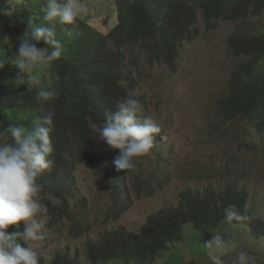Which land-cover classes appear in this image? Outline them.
Instances as JSON below:
<instances>
[{
  "label": "trees",
  "instance_id": "trees-1",
  "mask_svg": "<svg viewBox=\"0 0 264 264\" xmlns=\"http://www.w3.org/2000/svg\"><path fill=\"white\" fill-rule=\"evenodd\" d=\"M109 3L114 6L111 9L114 19L106 25L100 20L96 26L84 14L71 25L45 21L41 9L46 0H0V8L11 9L8 15H0V64L4 65L0 67V138L12 143L6 133L8 128L19 125L31 128L45 113L53 114L50 138L55 165L39 178L44 188L41 198L51 217L71 218L68 202L71 197L77 198L73 176L76 162L94 169L100 162L93 125L106 122L107 114L116 110V104L136 90V80L127 69L126 50L139 45L150 64L176 70L179 46L197 30L199 12L209 28L221 21H243L228 43L234 55H244L247 60L238 64L231 74L228 92L216 101L219 118L223 120L218 122L217 131L226 132L227 125L238 116L256 123L258 130L264 127V27L249 23L263 16L264 0H109ZM30 22L33 26L53 28L63 52L49 66L25 69L21 73L25 79H20L16 54ZM37 47L44 45L40 42ZM27 76L39 79V88L27 89ZM40 88L53 89L58 94L44 102L37 95ZM111 173L112 203L117 208L121 203L118 191L125 184L121 171L113 167ZM202 175L206 172L202 171ZM248 198L247 187L238 183L221 191L213 185L205 190H191L181 195L177 205L151 214L140 233L120 227L106 232L100 241L88 243V259L90 264H155L171 243L185 240L186 224L206 232L220 231L226 223H233L247 228L255 238H264V220L249 210ZM230 205L248 219L226 221L223 209ZM113 206L110 212H114ZM23 227L21 222L19 230L23 231ZM72 228L81 229L77 224ZM15 230V226L7 229L9 233ZM193 251L196 255H207L204 242ZM40 264L47 263L41 258ZM52 264L80 262L78 258L57 253Z\"/></svg>",
  "mask_w": 264,
  "mask_h": 264
},
{
  "label": "rangeland",
  "instance_id": "rangeland-1",
  "mask_svg": "<svg viewBox=\"0 0 264 264\" xmlns=\"http://www.w3.org/2000/svg\"><path fill=\"white\" fill-rule=\"evenodd\" d=\"M83 1L87 7L84 16L91 18L96 26L100 20L106 25L114 19L111 10L114 6L109 0ZM249 23L264 27V14ZM241 24L243 21H221L209 28L199 12L197 30L179 46L176 70L163 64H150L139 45L126 50L127 69L136 80L133 93L140 97L144 108L138 118L151 119L160 127L159 152L165 158L170 180L165 184L161 180L158 185L140 184L157 166L159 154L152 148L138 157L139 164L133 173L138 178L131 181V191L121 199L123 204L110 212L109 207L113 206L110 164L116 149H109L94 133L99 166L94 169L76 162L73 176L77 198L68 202L71 218L51 217L48 211L50 219L43 230L44 239L28 242L34 243L38 255L47 264H52L57 253L78 258L80 264H90L88 243L98 242L106 232L120 227L140 233L151 214L179 202L183 186L213 185L220 191L233 183L246 186L247 207L264 220V133L240 116L227 125L226 132L217 131L218 122L223 120L219 118L216 101L229 90L231 74L238 64L247 60L244 55H234L228 43L232 32ZM202 168L212 177L201 175L199 182L191 180ZM74 224L81 229L74 231ZM214 233H219L230 249L223 257L224 264H232L240 251L248 253L254 264H264V238H255L247 228L233 223H226L220 231L206 232L186 224L185 240L171 245L155 264H212L207 255H196L193 249L213 239Z\"/></svg>",
  "mask_w": 264,
  "mask_h": 264
},
{
  "label": "clouds",
  "instance_id": "clouds-1",
  "mask_svg": "<svg viewBox=\"0 0 264 264\" xmlns=\"http://www.w3.org/2000/svg\"><path fill=\"white\" fill-rule=\"evenodd\" d=\"M41 11L45 21L71 25L87 12V7L83 0H46V5ZM10 12L11 9L0 8V15H8ZM22 37L16 54L18 57L16 67L20 69V76L17 78L25 79L21 75L25 69H33L38 65L49 66L62 56L63 45L51 27L33 26L30 22ZM40 42L44 47H37ZM3 66L0 64V67ZM26 80L27 89L39 88V79L27 76ZM57 94L56 90L42 88L37 93L38 98L44 102L54 99ZM133 95L134 93L129 92L122 98L116 104V110L107 114L106 122L99 127L93 125V131L98 134L99 139L106 143L109 149H116L110 167L111 171L113 167L121 171L125 184L124 188L118 191L121 193L120 201L125 194L128 195L129 190L131 191L130 183L137 177L133 173L139 164L138 157L146 155L152 148L159 154L157 166L140 184L158 185L161 184V180L163 184L170 180L165 170V158L161 157L159 152L161 140L158 134L161 129L151 119L138 118L144 108L140 100ZM33 124L31 128L23 125L8 128L6 133L10 135L12 143L0 142V264H40L41 257L34 243L28 242H39L44 239L43 230L50 219L48 207L41 198L44 188L39 178L55 165L54 159L51 158L54 149L50 138L53 114L45 113ZM258 131L264 133V127ZM202 171L206 172L203 177L210 175L209 171L202 168L191 180L199 182ZM113 186L111 184V189ZM196 189L205 190V187H181L178 201L182 194ZM122 204L123 202L119 206ZM113 207L114 211L118 208ZM223 217L228 222L248 219L234 205L223 209ZM21 222L24 225L23 231L19 230ZM10 226H15L16 230L9 233L7 229ZM204 245L212 264H224L223 257L230 249L225 246L226 241L219 233H214L213 239L204 242ZM232 264H254V261L248 253L240 251L235 255Z\"/></svg>",
  "mask_w": 264,
  "mask_h": 264
}]
</instances>
